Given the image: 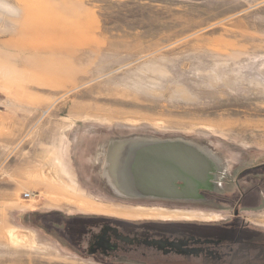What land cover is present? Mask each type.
<instances>
[{
	"label": "rangeland",
	"instance_id": "rangeland-1",
	"mask_svg": "<svg viewBox=\"0 0 264 264\" xmlns=\"http://www.w3.org/2000/svg\"><path fill=\"white\" fill-rule=\"evenodd\" d=\"M163 138L210 151L239 205L171 210L264 226V0H0L2 264H95L62 218L196 217L105 182L111 145Z\"/></svg>",
	"mask_w": 264,
	"mask_h": 264
},
{
	"label": "flooded vegetation",
	"instance_id": "flooded-vegetation-1",
	"mask_svg": "<svg viewBox=\"0 0 264 264\" xmlns=\"http://www.w3.org/2000/svg\"><path fill=\"white\" fill-rule=\"evenodd\" d=\"M236 191L243 192L242 188ZM199 193L208 201L213 198L206 190ZM232 198L213 199L229 207L239 206ZM241 202L248 204L247 199ZM135 203L146 208L111 204L196 217L62 218L72 234H76L68 244L80 256L93 259L95 264H264V226L239 220L237 208L230 218H223L212 213L171 210L185 206L168 201L157 203L169 209L155 207L157 203L153 202Z\"/></svg>",
	"mask_w": 264,
	"mask_h": 264
},
{
	"label": "water",
	"instance_id": "water-1",
	"mask_svg": "<svg viewBox=\"0 0 264 264\" xmlns=\"http://www.w3.org/2000/svg\"><path fill=\"white\" fill-rule=\"evenodd\" d=\"M115 144L118 147L112 156ZM104 159V179L110 171L117 184L120 181L126 188L120 189L122 196L112 193L106 178L114 196L182 202L200 199V190H210L216 162L210 151L193 142L164 138L115 142L105 151Z\"/></svg>",
	"mask_w": 264,
	"mask_h": 264
},
{
	"label": "bare ground",
	"instance_id": "bare-ground-1",
	"mask_svg": "<svg viewBox=\"0 0 264 264\" xmlns=\"http://www.w3.org/2000/svg\"><path fill=\"white\" fill-rule=\"evenodd\" d=\"M117 147H118V144L116 145H114L113 146V148H112V156H114L115 155V153H116V149H117ZM109 163L111 164L110 165V167H112L113 166V159L112 158H110L109 159ZM106 181H107V183H108V185H109V187H110V189H111V191H112V193H116V194H118V195H123V193H122V191L124 190V191H126V188H122V185H121V183H120V181H119V179H118V183H119V185L117 184V180H114L113 179V177H112V175H111V172L109 171H107L106 172ZM122 188V189H121ZM122 191H121V190ZM14 236V235H13ZM15 238V237H14ZM32 240V239H31ZM26 240H25V238L24 239H21V240H18V239H16V240H13V243L16 245V244H23V242H25ZM31 242V241H30ZM17 246V245H16ZM24 246V245H23ZM1 262V264H2V261H0ZM4 262H5V260H4ZM8 262V261H7ZM7 262H5L6 264H7ZM5 263H3V264H5Z\"/></svg>",
	"mask_w": 264,
	"mask_h": 264
},
{
	"label": "built area",
	"instance_id": "built-area-1",
	"mask_svg": "<svg viewBox=\"0 0 264 264\" xmlns=\"http://www.w3.org/2000/svg\"><path fill=\"white\" fill-rule=\"evenodd\" d=\"M33 196V193H25L24 194V200H29V199H31V197Z\"/></svg>",
	"mask_w": 264,
	"mask_h": 264
}]
</instances>
